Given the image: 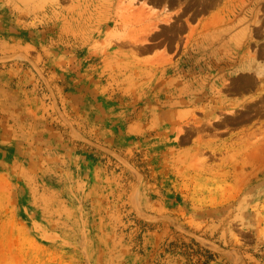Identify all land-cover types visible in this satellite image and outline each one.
I'll return each mask as SVG.
<instances>
[{
    "label": "rangeland",
    "instance_id": "1",
    "mask_svg": "<svg viewBox=\"0 0 264 264\" xmlns=\"http://www.w3.org/2000/svg\"><path fill=\"white\" fill-rule=\"evenodd\" d=\"M254 147L264 0H0V264H264Z\"/></svg>",
    "mask_w": 264,
    "mask_h": 264
},
{
    "label": "bare ground",
    "instance_id": "2",
    "mask_svg": "<svg viewBox=\"0 0 264 264\" xmlns=\"http://www.w3.org/2000/svg\"><path fill=\"white\" fill-rule=\"evenodd\" d=\"M260 146V145H259ZM255 148V149H254ZM253 148V151H250V152H247L246 153V157L249 158V159H252L255 161H258V163H263L264 162V150L262 149H257L256 147ZM264 149V148H263ZM262 150V151H261ZM257 154H259L257 156ZM246 158V159H247Z\"/></svg>",
    "mask_w": 264,
    "mask_h": 264
}]
</instances>
